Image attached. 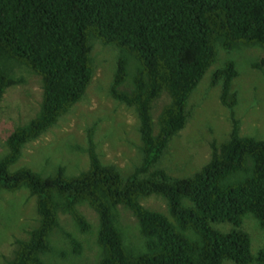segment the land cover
I'll return each mask as SVG.
<instances>
[{
    "label": "trees",
    "instance_id": "1",
    "mask_svg": "<svg viewBox=\"0 0 264 264\" xmlns=\"http://www.w3.org/2000/svg\"><path fill=\"white\" fill-rule=\"evenodd\" d=\"M93 38L120 48L112 94L138 112L141 164L124 178L114 165L102 163L90 132V164L80 174L68 175L63 165L47 176L28 167L11 170L23 145L83 97L94 69ZM218 45L264 48V0H0V102L6 88L21 80L13 76L15 64L39 74L43 86L40 111L11 132L9 151L0 159V191L27 187L37 196L40 215L7 264H56L41 256L52 249L48 236L59 210L87 231L90 224L77 208L82 202L99 214L100 264H264V245L253 253L251 237L241 228L249 212L264 230V139L239 135L235 120L230 138L212 143L210 160L193 175L172 178L164 169L150 170L185 127L188 99L215 61ZM126 54L138 61L129 91L118 89L127 76ZM236 74L229 60L213 78L223 79L222 100L230 106L236 103L230 92ZM163 91L170 101L155 122L153 103ZM154 193L167 199L169 214L140 202ZM118 204L138 218L145 239L140 252L124 244ZM214 222L233 228L222 231ZM73 243L79 252L80 243Z\"/></svg>",
    "mask_w": 264,
    "mask_h": 264
},
{
    "label": "rangeland",
    "instance_id": "2",
    "mask_svg": "<svg viewBox=\"0 0 264 264\" xmlns=\"http://www.w3.org/2000/svg\"><path fill=\"white\" fill-rule=\"evenodd\" d=\"M91 46L94 69L83 97L55 124L23 145L11 170L28 167L47 176L63 165L68 175L80 174L90 164V132L102 163L114 165L124 178L141 164L143 142L138 112L135 106L112 94L120 48L97 38L91 39ZM126 56L127 76L118 86L123 91L132 89L138 66L135 57ZM229 60L234 61L237 71L230 83V92L236 96L232 106L222 100L223 79L213 83L216 70ZM13 76L21 80L6 88L0 102V159L9 151L8 136L38 114L43 97L42 78L31 68L15 64ZM169 101L166 91L154 101L152 115L155 122ZM235 120L239 135L264 139V48L259 45H244L232 50L218 45L215 61L188 99L185 127L170 138L160 160L150 170L164 169L172 178L193 175L210 160L212 143L220 144L230 138ZM183 199L184 203L188 201ZM140 202L149 209L169 214L167 199L160 194L141 196ZM77 208L90 228L82 230L71 213L59 210V223L48 236L52 249L41 253L48 263L100 264L99 214L87 202L79 203ZM116 222L126 247L133 253L140 252L145 239L133 211L118 204ZM39 223L37 196L27 187L0 191V264H7L15 256L19 241L28 239ZM212 225L222 231L233 228L227 222ZM241 228L249 233L252 252L257 253L264 245V230L253 214H245ZM74 239L80 243L79 252L75 251ZM224 260V264H236L233 260Z\"/></svg>",
    "mask_w": 264,
    "mask_h": 264
}]
</instances>
